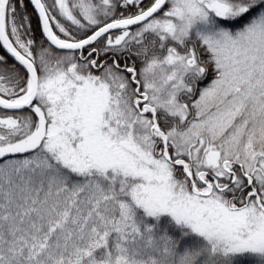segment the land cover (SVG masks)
Returning <instances> with one entry per match:
<instances>
[{
    "label": "snow or ice",
    "instance_id": "1",
    "mask_svg": "<svg viewBox=\"0 0 264 264\" xmlns=\"http://www.w3.org/2000/svg\"><path fill=\"white\" fill-rule=\"evenodd\" d=\"M0 264H264V0H0Z\"/></svg>",
    "mask_w": 264,
    "mask_h": 264
}]
</instances>
